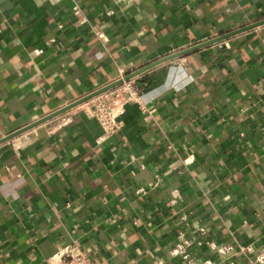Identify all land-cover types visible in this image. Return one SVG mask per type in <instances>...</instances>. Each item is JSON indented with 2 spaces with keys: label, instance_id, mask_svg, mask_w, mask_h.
Segmentation results:
<instances>
[{
  "label": "crops",
  "instance_id": "crops-1",
  "mask_svg": "<svg viewBox=\"0 0 264 264\" xmlns=\"http://www.w3.org/2000/svg\"><path fill=\"white\" fill-rule=\"evenodd\" d=\"M262 20L264 0H0V140L151 66L150 116L127 104L112 137L74 107L0 144V264L264 248V26L164 61Z\"/></svg>",
  "mask_w": 264,
  "mask_h": 264
},
{
  "label": "built area",
  "instance_id": "built-area-1",
  "mask_svg": "<svg viewBox=\"0 0 264 264\" xmlns=\"http://www.w3.org/2000/svg\"><path fill=\"white\" fill-rule=\"evenodd\" d=\"M72 14L78 19L79 23L87 22L78 4L73 5ZM93 34L98 38L104 39V35L98 30L93 29ZM216 46L219 48H228L229 44L227 40H224L216 43ZM180 61L182 63L185 62L183 57L180 58ZM125 78L126 77L124 73H121V76L115 82L118 83L117 85L113 87L107 86L109 87L108 89L92 97L85 103L76 106L80 107L87 116L97 121L103 130V138L112 137L121 130L123 127L121 115L124 112L125 106L129 103L137 104L140 111L142 113H146V117L150 116V113L142 104L141 100L143 90L149 86V81L147 80L145 72L129 79ZM67 123L68 121L65 120L60 123L59 126H64ZM189 162V158L184 160V163ZM137 193L145 194V190L143 188H139ZM232 250L233 249L230 245L218 247L214 252L218 257V262L207 259L204 260L202 264H236L230 260V258L225 256ZM238 252L245 256V260L247 262L246 264H264V248L255 250L253 247H239ZM179 253L182 255V259L186 262V264H195V262L189 257L188 254L185 253V251H181ZM250 253H254V255L251 257ZM47 264L98 263L96 260L90 257L89 249H81L75 245H70L57 250L56 253L47 260Z\"/></svg>",
  "mask_w": 264,
  "mask_h": 264
},
{
  "label": "water",
  "instance_id": "water-1",
  "mask_svg": "<svg viewBox=\"0 0 264 264\" xmlns=\"http://www.w3.org/2000/svg\"><path fill=\"white\" fill-rule=\"evenodd\" d=\"M262 26H264V20L259 21V22H256V23H254V24H252V25H249V26H247V27L241 28V29H239V30H237V31L231 32V33H229V34H227V35H225V36H223V37H220V38H218V39H216V40H212V41H208V42L202 43V44H200V45H196V46H194V47H192V48H190V49H187V50H185V51H182V52H180V53H178V54H176V55H173V56H171V57H168V58H166L164 61L171 60V59H173V58H175V57H178V56H183V55H185V54H187V53H189V52H192V51H194V50H197V49H199V48H201V47L208 46V45H211V44H214V43H218V42H220V41L227 40V39H229V38H231V37H234V36L239 35V34H241V33H244V32H247V31H250V30H253V29H256V28L262 27ZM149 69H151V66H150V67H147V68H145V69H141L140 71L136 72L134 75H131L130 77H126L125 79H129V78H131V77H134V76H136V75H139V74H141V73H144V72H146V71L149 70ZM117 84H118V83H114L113 85H111V86H109V87H113V86H115V85H117ZM109 87H105V88H103V89H100V90H98V91H96V92H94V93L88 95L87 97H84L83 99H81V100H79V101H76V102L72 103L71 105L65 107L64 109H62V110H60V111H58V112H56V113H53L52 115H49L48 117H45L44 119L38 121L37 123H34V124L29 125V126H27V127H24L23 129L17 131L16 133H14V134H12V135H9V136H7V137L2 138V139L0 140V144H2V143H4V142H7V141L13 139L14 137H17V136L21 135L22 133L27 132L28 130H31V129L35 128V127L38 126V125H40V124H42V123H45V122H47V121H49V120H51V119H53V118H55V117H57V116H59V115L65 113V112L69 111L70 109H72V108H74V107H76V106H79V105L85 103L86 101H88V100L91 99L92 97L98 95V94L101 93L102 91L108 89Z\"/></svg>",
  "mask_w": 264,
  "mask_h": 264
},
{
  "label": "rangeland",
  "instance_id": "rangeland-1",
  "mask_svg": "<svg viewBox=\"0 0 264 264\" xmlns=\"http://www.w3.org/2000/svg\"><path fill=\"white\" fill-rule=\"evenodd\" d=\"M57 117H58V116H57ZM55 118H56V117H55ZM65 120H66L65 117H63V116H62V117H59L58 120L52 124V126L59 125L60 123H62V122L65 121Z\"/></svg>",
  "mask_w": 264,
  "mask_h": 264
}]
</instances>
